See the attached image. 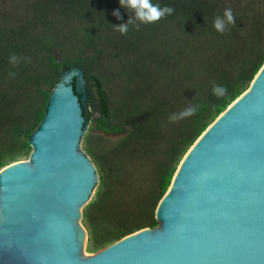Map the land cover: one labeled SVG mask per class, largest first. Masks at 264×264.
Listing matches in <instances>:
<instances>
[{"label": "trees", "instance_id": "16d2710c", "mask_svg": "<svg viewBox=\"0 0 264 264\" xmlns=\"http://www.w3.org/2000/svg\"><path fill=\"white\" fill-rule=\"evenodd\" d=\"M151 3L174 12L142 23L120 0H0V133H5L0 170L7 164L5 155H13L12 160L31 154L30 139L44 118L50 91L72 68L95 84L98 127L108 130L110 125L125 134L113 156L99 162L104 187L84 211L91 250L159 226L157 207L184 155L250 87L264 64V0ZM226 8L235 23L219 32L214 20L223 18ZM130 19L126 34L114 27ZM54 53L62 59L57 61ZM14 54L30 62L21 59L13 65L9 57ZM114 79L119 111H112L105 88ZM217 84L227 88L222 98L212 93ZM75 91L80 99L84 96ZM42 98L46 105L36 109ZM86 99L91 100L89 88ZM194 105L200 106L195 115L169 121L170 114ZM28 115L36 119L31 129L21 126ZM113 116L118 123L111 121Z\"/></svg>", "mask_w": 264, "mask_h": 264}, {"label": "water", "instance_id": "95a60500", "mask_svg": "<svg viewBox=\"0 0 264 264\" xmlns=\"http://www.w3.org/2000/svg\"><path fill=\"white\" fill-rule=\"evenodd\" d=\"M83 79L78 68L63 72L30 159L0 170V264H264V64L186 153L159 226L89 257L79 220L98 172L79 149Z\"/></svg>", "mask_w": 264, "mask_h": 264}, {"label": "rangeland", "instance_id": "374dc122", "mask_svg": "<svg viewBox=\"0 0 264 264\" xmlns=\"http://www.w3.org/2000/svg\"><path fill=\"white\" fill-rule=\"evenodd\" d=\"M13 6H14L13 3H9L8 7L12 8ZM64 48H66V47H64ZM54 54H55V58L57 59V61H60L62 59L60 54H58V53H54ZM87 56L90 58L92 56V53L88 52ZM61 76H62V74L60 75L58 82H59ZM58 82H56V83H58ZM85 84H86V87L89 88V91L91 93V100L86 99L87 110L89 113V120L87 121L86 126L84 128V132H83L81 140H80L79 149L81 152H83L84 154H86L90 158V160L94 163V165L97 169V172H98L97 184H96V186H95V188H94V190L90 196V199L81 208L82 217L79 220L80 225L82 227H84V229H86V233H87L82 256L89 257L91 255L98 253L100 250H102L103 248H105L109 244L102 246V247H99L96 250H91L89 248L90 247V234H89V229L86 226L85 221H84V211H85V208L87 207L88 204L93 203L97 199L99 191L104 187V183L101 180V176H100V172H99V162L106 160V159H109L113 156L116 149L122 144L125 134H124V132H113L112 130L108 131V130H105V129L98 127V123H97L96 119L99 118L100 112L98 110V95H97L96 90H95V84H94L93 80H89V81L87 80V81H85ZM118 84H119L118 80L114 79V80H111V82L106 83V87H105L109 91L110 95L112 96V102H111L112 111H115L116 109H117V111L120 110L119 109V103H118L119 99H118V95H117V94H119V92H118V86L119 85ZM53 87H52V89H53ZM52 89H51V91H52ZM51 91H50V94H51ZM50 94H49V99H50ZM116 99H117V101H116ZM45 105H46L45 98H42L39 100V103L36 102L35 108L38 109L39 106L43 107ZM30 117L31 116L28 115V118L22 123L21 126L23 128L31 129V126H33L35 124V120H36L35 116L31 117V118ZM111 121L113 123H118L119 119H118V117L113 116ZM4 136H5V133L1 132L0 133V141L4 138ZM25 137H26V135L24 133L22 141L25 140ZM31 149L33 150L32 146H31L30 150ZM30 155H18L15 159H12V160L10 158H13L12 157L13 155H11V154L5 155V157L2 160L7 162V164L4 167H6L7 165H10L12 163L18 162V161H27L30 159ZM185 155H184V157H185ZM184 157H183V159H184ZM182 160H181V162H182ZM181 162H180V164H181ZM180 164L178 165V168H179ZM4 167H2V169ZM178 168H177V170H178Z\"/></svg>", "mask_w": 264, "mask_h": 264}, {"label": "clouds", "instance_id": "9594fccd", "mask_svg": "<svg viewBox=\"0 0 264 264\" xmlns=\"http://www.w3.org/2000/svg\"><path fill=\"white\" fill-rule=\"evenodd\" d=\"M120 5L122 7H126L129 11H135V20H139L142 23H152L160 20L165 15H171L174 12V9L171 6H163L152 4L151 0H120ZM117 18H120V13L118 10L113 12ZM133 23V20L130 19L128 22L114 25L116 30H118L121 34H126L128 30V25ZM234 24L235 18L233 16L232 10L230 8H226L224 10L223 18L217 16L214 20V27L217 31L223 32L225 30V24ZM136 28H139V24L135 25ZM23 59L27 62H30V57H17L15 54L9 57V62L13 65H17L19 61ZM11 76H15L16 74L10 73ZM227 92V88L224 85H214L212 88V93L217 98H222ZM199 105L189 106L179 113H172L169 115L168 119L170 122H177L181 119H184L189 116L195 115L199 111Z\"/></svg>", "mask_w": 264, "mask_h": 264}, {"label": "flooded vegetation", "instance_id": "af4514ba", "mask_svg": "<svg viewBox=\"0 0 264 264\" xmlns=\"http://www.w3.org/2000/svg\"><path fill=\"white\" fill-rule=\"evenodd\" d=\"M84 81H83V84H82V88H81V91L82 92H84V95H86V97H87V87H86V84H85V79H83ZM86 100V99H85ZM85 103H86V101H85ZM100 117V116H99ZM108 126V125H107ZM113 131V130H112Z\"/></svg>", "mask_w": 264, "mask_h": 264}, {"label": "bare ground", "instance_id": "6f19581e", "mask_svg": "<svg viewBox=\"0 0 264 264\" xmlns=\"http://www.w3.org/2000/svg\"><path fill=\"white\" fill-rule=\"evenodd\" d=\"M249 89H250V88H249ZM249 89H248V90H249ZM197 141H198V140H197ZM197 141H196V142H197ZM195 144H196V143H195ZM193 146H194V145H193ZM193 146L190 148V151L192 150ZM190 151H189V152H190ZM189 152H188V153H189ZM186 156H187V154H186ZM171 188H172V186L170 187V189H171Z\"/></svg>", "mask_w": 264, "mask_h": 264}]
</instances>
